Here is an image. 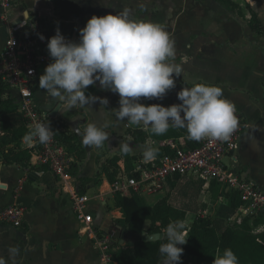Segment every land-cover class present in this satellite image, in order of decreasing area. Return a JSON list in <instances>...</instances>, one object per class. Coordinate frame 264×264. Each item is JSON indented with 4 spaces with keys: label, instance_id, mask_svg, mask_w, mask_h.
Here are the masks:
<instances>
[{
    "label": "crops",
    "instance_id": "1",
    "mask_svg": "<svg viewBox=\"0 0 264 264\" xmlns=\"http://www.w3.org/2000/svg\"><path fill=\"white\" fill-rule=\"evenodd\" d=\"M234 2L243 8L244 17L230 12L216 0H38L35 4L34 0H12V6L6 10L7 19H3L4 10L0 6V53L13 27L30 18L40 17L46 22L50 36L55 35L59 27L67 39L74 41L79 40V29L92 15L103 16L128 9L132 17L161 24L174 42L176 54L173 62L182 67V74L179 77L173 74L175 87L162 98L142 97L140 102L170 106L181 103L177 93L185 86L196 83L220 86L224 97L242 110L248 123L238 148L225 158V162L232 171L254 181L264 191V32L253 31L247 22L252 15L247 9V3H250L264 25V0ZM44 69L36 79L35 101L40 110L50 114L56 131L77 133L75 127L95 121L98 125H108L105 131L109 138L101 147L90 148L77 134V143L86 155L78 159L72 154V163L80 177L93 179L81 188L72 176L73 169L70 178L64 179L47 166L36 163L35 142L26 139L30 131L22 138L21 147L31 149L29 163L33 169L0 161V209L21 204L27 210L23 227L0 221V255L7 257L8 246L17 245L20 248L18 264H100L96 235L88 231L87 223L74 210L72 193L81 189L90 197L89 202L98 201L102 206L87 210L93 214L91 227L97 235L116 230L112 227L113 220L123 215L114 203L111 204L110 196L114 201L111 182L105 174L95 178L101 163L118 147L116 141L122 142L128 130L143 128L148 131L150 128L132 125L127 119L117 121L114 108H119V96L103 90L98 81L88 86L86 95L106 97V106L97 100L91 105L92 109H72L62 114L58 107L55 108L57 102L39 88V76ZM9 95V91L4 93L5 98ZM58 123L61 127L56 126ZM175 139L181 142L186 137ZM151 140L161 139L149 137L146 144ZM182 178L191 181L188 177ZM201 185L204 190H211L204 187V182ZM177 192H173L171 202L181 207L184 197ZM176 197L182 200L177 203ZM191 211L188 209L187 218L193 215ZM240 217L238 209L231 220ZM136 240L134 234L127 232L120 244L132 245Z\"/></svg>",
    "mask_w": 264,
    "mask_h": 264
},
{
    "label": "clouds",
    "instance_id": "2",
    "mask_svg": "<svg viewBox=\"0 0 264 264\" xmlns=\"http://www.w3.org/2000/svg\"><path fill=\"white\" fill-rule=\"evenodd\" d=\"M38 0H34V4ZM43 40V35L40 36ZM51 58L39 76V88L55 100L63 114L72 109L88 110L99 100L107 105V98L86 95L88 86L99 82L103 90L119 96V108H114L117 121L127 119L132 125L150 128L155 135L165 134L170 127L186 129L193 140L213 138L227 141L237 128L238 120L233 103L224 97L220 86L196 83L177 93L181 103L164 106L145 105L140 98H162L175 87L182 67L175 64V46L165 28L150 20L132 17L128 9L103 16L92 15L79 29V40H69L56 28L47 42ZM92 109V108H91ZM107 124L95 121L75 127L82 143L99 148L108 140ZM50 124L36 123L26 139L49 142ZM124 153L129 145H120ZM142 156L152 161L157 149L151 144L141 146ZM183 220L168 223L159 238L161 264H181L184 251L180 245L187 242ZM20 248L9 245L7 257L0 255V264H18ZM212 264H239L230 248L217 250Z\"/></svg>",
    "mask_w": 264,
    "mask_h": 264
},
{
    "label": "built area",
    "instance_id": "3",
    "mask_svg": "<svg viewBox=\"0 0 264 264\" xmlns=\"http://www.w3.org/2000/svg\"><path fill=\"white\" fill-rule=\"evenodd\" d=\"M0 6L4 10L3 19H7L6 10L12 6V0H0ZM12 31L0 53V85H3L4 93L10 92L8 98L16 103L30 132L36 123L50 124L52 134L48 143L41 144L33 139L36 163L47 166L60 178L69 179L72 156L56 138L50 114L40 110L35 101L36 79L41 69L51 60L47 50V42L51 36L46 22L40 17L26 19L13 27ZM234 106L238 125L227 141L204 138L199 140L198 146L189 147L175 138L151 140L149 144L157 149L155 159L146 161L142 156L136 159L131 170L120 169L115 181L111 183L112 193L122 196L136 193L144 199L164 196L175 176L192 175L202 180L205 188H209L215 181L221 186L238 191L243 201L239 207L241 217L258 212L264 214V191L254 181L242 178L232 171L225 162V158L238 148L241 134L248 127L242 110ZM72 195L74 210L87 223L88 231L96 235L100 264H117L114 257L118 249L116 230L97 235L91 227L93 214L87 211L90 197L76 191ZM26 212L21 204L7 205L0 209V221L23 227Z\"/></svg>",
    "mask_w": 264,
    "mask_h": 264
},
{
    "label": "trees",
    "instance_id": "4",
    "mask_svg": "<svg viewBox=\"0 0 264 264\" xmlns=\"http://www.w3.org/2000/svg\"><path fill=\"white\" fill-rule=\"evenodd\" d=\"M216 1L230 12L244 17L243 8L234 0ZM247 9L252 13L251 17L247 19L250 28L257 33H263L264 25L250 3H247ZM56 126L61 127V124L58 123ZM28 133L25 118L17 110L14 100L4 97V87L0 85V161L2 163H17L33 169L29 163L31 149L21 147V140ZM184 136L186 140L184 139L182 143L185 145L189 147L199 145V141L189 138L186 129L170 127L163 135H155L151 130L146 131L143 128L130 129L122 142L116 141L120 154L100 162V172L95 179H99L102 174H105L108 181L112 183L120 169L131 170L135 160L138 159L137 156L131 154V149L144 145L149 137L167 139L183 138ZM77 137V133L74 132L56 131V138L67 148L70 155L75 154L78 159H81L86 155V151L77 143ZM122 144L129 145L127 153L121 150L120 145ZM71 171L72 176L80 183V188L86 182L93 180L92 178L80 177L74 162L71 163ZM183 180L181 176H175L170 181L168 194L153 204H148L144 198L136 193L129 196L114 193L115 207L119 208L123 215L121 218L114 219L112 224V227L116 229L118 239V249L114 253L117 264H161L162 257L159 253V246L165 241L161 239L144 241L141 238L144 234L162 233L170 222L185 221L189 208L180 207L171 202V196L176 191L178 184L181 183L185 186L190 183ZM194 185H196L193 187L197 189L199 195L196 200L188 201L192 203L190 209L197 206L196 204H198L202 194L201 185ZM210 188L217 195L219 208L213 217L199 215L195 218L188 231L187 242L180 245L184 249L181 264H185L187 256L194 257L196 264H212L217 250L222 251L225 248H230L234 252L239 264H264V214L258 212L232 221V215L243 203L240 193L221 186L215 181L211 183ZM79 191V194H85L83 190L80 189ZM147 222H149V226L145 228ZM127 232L137 237L132 245L129 243L120 244L121 238Z\"/></svg>",
    "mask_w": 264,
    "mask_h": 264
},
{
    "label": "rangeland",
    "instance_id": "5",
    "mask_svg": "<svg viewBox=\"0 0 264 264\" xmlns=\"http://www.w3.org/2000/svg\"><path fill=\"white\" fill-rule=\"evenodd\" d=\"M146 142H147V139H146ZM146 142H145V144H146ZM117 154L118 155L120 154L118 147L116 148V150L109 153V156H110L109 158H112ZM131 154L137 156L138 159L141 158L142 157L141 146L137 147V148H132ZM103 156L104 155H102V157ZM186 177L191 179V181H190L191 183H188L185 186L182 185L181 183L178 184L176 191H178V192L180 191L181 195L184 198L182 200V199H180V197H176V202L179 203V201L182 200L183 201L181 203L182 206H185L186 208H189V210H191L190 209V207L192 208V205H190V204H192V203H190L191 199L196 200L198 195H199L197 189H195L193 186H196L194 184H198L200 186L201 182H203V181L202 180L197 181L196 179H194V177L192 175H188ZM186 182H188V181H186ZM192 183H194V184H192ZM203 190H204L203 186L201 185V191H202L201 193L202 194L200 195V199H199L198 204H196L197 206L194 207L191 211V213L193 215H190L188 218L186 217V219H185V224H186L185 232H186L187 236H188V229L187 228H188V226L192 225L197 214H201L203 216H208V217H213L215 215V211L218 208L219 200L217 199L216 193L212 192L211 190H204V191ZM167 194H168V191L165 193V195H167ZM160 197H161V195H156V196H151L150 198H147L144 200L148 204H153V203L157 202L159 199H161ZM110 200H111V204H113L114 201H113L111 196H110ZM188 201H190V202H188ZM114 206H115V204H114ZM92 207L101 208L102 206L98 203V201L97 202H89L87 210L92 208ZM113 209H116V208H113ZM145 225H146L145 227L148 228L149 222H147ZM185 264H196L195 258L187 256V258L185 259Z\"/></svg>",
    "mask_w": 264,
    "mask_h": 264
},
{
    "label": "water",
    "instance_id": "6",
    "mask_svg": "<svg viewBox=\"0 0 264 264\" xmlns=\"http://www.w3.org/2000/svg\"><path fill=\"white\" fill-rule=\"evenodd\" d=\"M159 234L160 233L154 234V235L144 234L141 239L144 240V241H147V240H149V241L159 240L160 239L159 238Z\"/></svg>",
    "mask_w": 264,
    "mask_h": 264
}]
</instances>
